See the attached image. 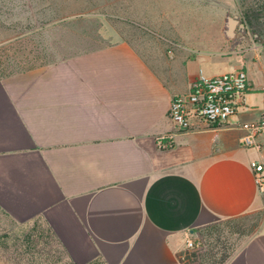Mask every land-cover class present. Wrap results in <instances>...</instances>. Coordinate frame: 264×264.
I'll use <instances>...</instances> for the list:
<instances>
[{"label":"crops","instance_id":"crops-1","mask_svg":"<svg viewBox=\"0 0 264 264\" xmlns=\"http://www.w3.org/2000/svg\"><path fill=\"white\" fill-rule=\"evenodd\" d=\"M156 1L111 5L127 35L65 37L50 61L0 63V264H43L40 252L46 264L49 254L62 264H185L188 236L204 242L249 215L224 264H264V196L251 167L264 160V138L240 142L241 122L264 110V40L249 27L264 28V0ZM228 14L244 23L234 34ZM212 27V52L248 73L249 108L182 128L172 102L204 74L205 43L193 36ZM165 133L173 143L161 148Z\"/></svg>","mask_w":264,"mask_h":264},{"label":"rangeland","instance_id":"rangeland-1","mask_svg":"<svg viewBox=\"0 0 264 264\" xmlns=\"http://www.w3.org/2000/svg\"><path fill=\"white\" fill-rule=\"evenodd\" d=\"M126 1L137 3L139 0H119V2L118 0H0V52L9 53L10 59L18 58V66L29 67L45 63L58 56L65 46L62 41L65 37L104 38L101 41L105 43L119 35H127L126 22L118 19L111 12L113 9L111 5L125 4ZM158 4L155 0H145L141 7L154 10ZM166 6H171V4H166ZM78 10H91L92 12H77ZM99 10H105L107 13L93 12ZM249 25L250 36L254 38V34H257L264 40V28H253V23ZM216 30L215 27L205 28L203 36H193V38H199L203 44L205 43V46L199 49L198 54L206 75L230 70L228 58L210 49L215 40L213 32L216 35ZM209 31L212 35L206 38ZM142 34L148 35L141 32ZM201 38L204 39L201 41ZM251 220H256V218L249 215L248 219H232L220 225L218 227L220 232L214 233L209 240L199 243L197 247L202 248L211 243L219 248L224 247L225 244L238 246L244 240L242 233L249 230V226L252 225ZM4 242L5 239L0 236V248L3 247ZM1 255L11 258L19 257V254ZM36 255L40 262L43 261V264H46L47 254L40 252ZM58 258V254H54L53 258L49 254V259L55 264H62ZM6 264L13 263L7 261ZM88 264L104 263L96 260Z\"/></svg>","mask_w":264,"mask_h":264},{"label":"built area","instance_id":"built-area-1","mask_svg":"<svg viewBox=\"0 0 264 264\" xmlns=\"http://www.w3.org/2000/svg\"><path fill=\"white\" fill-rule=\"evenodd\" d=\"M249 90L248 73L243 67L221 72L214 75L200 74L192 82L189 92L177 94L172 102V118L182 127L191 126L194 118H200L209 125L222 124L239 108L246 104ZM243 134L240 137L242 145L259 147L264 138V110L260 116L241 122ZM172 133L158 136L161 148L172 146ZM255 182L264 196V160L251 161ZM189 247H196L200 241L188 236Z\"/></svg>","mask_w":264,"mask_h":264},{"label":"trees","instance_id":"trees-1","mask_svg":"<svg viewBox=\"0 0 264 264\" xmlns=\"http://www.w3.org/2000/svg\"><path fill=\"white\" fill-rule=\"evenodd\" d=\"M10 57L11 55L9 53L0 52V63L5 62L7 59L10 60ZM218 231L220 232L218 227L215 228L214 230H211L210 235L206 238V240H209L211 238L210 236H212L214 233ZM212 244L213 243H211V245L209 246H205V247L203 246L202 248L196 247L190 250L187 253L186 257L184 258V263L185 264H224L228 260L230 255L233 253L236 247V245L225 244L224 247L219 248L217 247V245H212Z\"/></svg>","mask_w":264,"mask_h":264},{"label":"water","instance_id":"water-1","mask_svg":"<svg viewBox=\"0 0 264 264\" xmlns=\"http://www.w3.org/2000/svg\"><path fill=\"white\" fill-rule=\"evenodd\" d=\"M227 18H228V23H227V27L225 29V32L227 34H234L233 27H234L235 23H237L239 25V28H241V29L244 27V23L242 21H240L237 16L232 17L231 15L228 14Z\"/></svg>","mask_w":264,"mask_h":264}]
</instances>
